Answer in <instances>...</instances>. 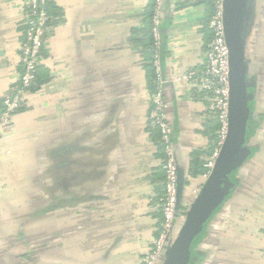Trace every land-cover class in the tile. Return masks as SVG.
<instances>
[{
	"label": "crops",
	"instance_id": "obj_1",
	"mask_svg": "<svg viewBox=\"0 0 264 264\" xmlns=\"http://www.w3.org/2000/svg\"><path fill=\"white\" fill-rule=\"evenodd\" d=\"M24 1L0 0V114L23 72ZM249 7L255 132L229 196L184 264H264V0ZM155 9L156 0H49L39 65L46 81L11 128L0 126V264H142L150 253L165 184V152L150 124ZM213 11L208 0H162L160 9L185 212L206 182L221 130L207 96L180 80L205 67Z\"/></svg>",
	"mask_w": 264,
	"mask_h": 264
},
{
	"label": "built area",
	"instance_id": "obj_2",
	"mask_svg": "<svg viewBox=\"0 0 264 264\" xmlns=\"http://www.w3.org/2000/svg\"><path fill=\"white\" fill-rule=\"evenodd\" d=\"M213 4V14L208 27L211 37L208 43L205 67L202 71H190L180 77L187 86L197 88L207 96L209 110L220 122L221 130L219 141L214 155L207 160L204 179L207 180L212 173L216 160L221 152L229 131V49L225 37L224 0H210ZM162 0H156L155 16L153 19V67L155 71V93L152 98L153 108L150 114L152 129L161 134L164 145L165 184L161 198V212L163 223L159 236L154 240L150 253L143 259L142 264H159L168 239L179 218L186 214L182 209L181 216H176L178 201V166L173 143V127L167 115V102L164 96L165 78L160 62L161 36H160V9ZM27 9L26 41L21 48V61L23 72L20 80L4 97L3 111L0 114V126L7 131L14 125L17 114L21 111L25 99L32 92L36 84L39 65L46 46L50 14L49 0H25ZM2 134H0V141Z\"/></svg>",
	"mask_w": 264,
	"mask_h": 264
},
{
	"label": "water",
	"instance_id": "obj_3",
	"mask_svg": "<svg viewBox=\"0 0 264 264\" xmlns=\"http://www.w3.org/2000/svg\"><path fill=\"white\" fill-rule=\"evenodd\" d=\"M251 0H224L225 37L229 49V131L211 175L196 194L184 222L177 230V222L164 249L159 264H184L212 215L229 196L234 171H238L247 156L250 124L253 121L251 104L253 91L248 84L246 51L247 24ZM176 155V152H175ZM178 166V201L176 216L183 209L182 171ZM182 217V216H181ZM180 217V218H181Z\"/></svg>",
	"mask_w": 264,
	"mask_h": 264
},
{
	"label": "trees",
	"instance_id": "obj_4",
	"mask_svg": "<svg viewBox=\"0 0 264 264\" xmlns=\"http://www.w3.org/2000/svg\"><path fill=\"white\" fill-rule=\"evenodd\" d=\"M209 2H211L210 0H208ZM212 3V2H211ZM211 5V4H210ZM49 6V5H48ZM212 6H213V4H212ZM46 81V80H45ZM44 81V78H42L41 76H40V74H39V70H38V75H37V80H36V84H35V86L32 88V92H35V91H37V90H39L40 88H41V86H42V84L45 82ZM251 109H252V107H251ZM251 125H254V124H252V122H251ZM159 132V131H158ZM254 132H255V129H253L252 127L250 128V131H249V137H251L253 134H254ZM159 134H160V132H159ZM160 143H161V145H162V148H163V150H164V145H163V142L161 141V134H160ZM236 173H237V171H234L233 172V174H232V177H231V181H233L234 180V177H235V175H236ZM200 238H201V235H200V237L198 238V240L196 241V243L193 245V247L191 248V250L194 248V246L197 244V242L200 240Z\"/></svg>",
	"mask_w": 264,
	"mask_h": 264
},
{
	"label": "rangeland",
	"instance_id": "obj_5",
	"mask_svg": "<svg viewBox=\"0 0 264 264\" xmlns=\"http://www.w3.org/2000/svg\"><path fill=\"white\" fill-rule=\"evenodd\" d=\"M261 27H263V25H262ZM253 55H254V54H253ZM261 63H263V62H261Z\"/></svg>",
	"mask_w": 264,
	"mask_h": 264
}]
</instances>
